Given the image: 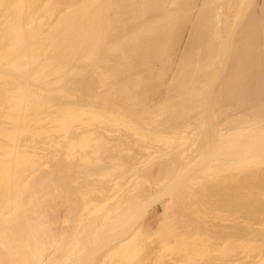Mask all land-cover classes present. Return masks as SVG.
Instances as JSON below:
<instances>
[{
  "label": "rangeland",
  "instance_id": "1",
  "mask_svg": "<svg viewBox=\"0 0 264 264\" xmlns=\"http://www.w3.org/2000/svg\"><path fill=\"white\" fill-rule=\"evenodd\" d=\"M114 1H113V3H114ZM143 1H144V3H143ZM176 1H177L176 3H169V4L166 3V5L168 7L167 6H165L166 8L164 7L165 12L169 8L172 11L168 10L167 13L171 14L172 12H174L173 14L175 15V13H176L177 17L175 16L176 21H174V22L171 21V23L173 22L171 27L169 24L170 22H168V25L165 27V31L167 32V34L171 33V35H167V40H166V41H168V42L170 41V42L169 43L167 42L169 45L168 44L163 45L166 47L161 48V49L165 48L166 50L165 49L163 51L161 50V54L164 53L165 55L163 54L164 56L161 57V59L159 58L160 61L158 59H156V60L154 59L155 61L151 59L150 60L151 62L149 61L150 65L148 64V66L147 65L145 66L143 64V66H140V64L142 65L141 61L140 60L139 61L134 60L136 58L139 59V55L141 52L144 51V47L146 49L148 46L150 47V45H151V44H149L150 41L148 42L149 45L147 47L145 45H144V47H142L141 46L142 44L139 45L141 42H139V44H137V45H136V43H133L131 45L132 48L134 46L135 47L137 46L136 48L135 47L133 48V52H131L132 50H129V49H131V47L127 48L125 46L126 45L125 43L122 42L125 47H123L122 43L119 44V48L121 50V53H123V51H125L126 49L130 53H133V55L131 57V54L129 52H127V51L124 52L126 54L127 53L130 54V56L128 54L127 55L130 57L129 60H133V61H131V63L133 62V67L136 66L135 69H132V64L129 62V60L125 61L122 64L123 60H126V59L124 58L122 60L123 56H119L122 54L119 52L120 50H118L119 48L116 45H114V46L112 45V47L115 48V46H116L118 48L117 51H116V49H113L114 51H111V52H108V47L106 45H103L104 46V47L102 46L103 48L100 45V47L97 50L101 55H103V57H104V54H107V52H108V54H110L109 56H108V54L105 55V57L107 58V60H106L107 62H105V60H104L105 57H104V59H102L103 57L101 58L102 59L101 63L105 62V63H103L104 67L100 64L103 68L99 71L95 69L96 66H94L95 68L93 67L94 69L92 68V66L95 64H97L99 66V62H100L99 59L101 56L99 53H97V57H96L97 59L99 58L98 59L99 62H98V60L94 59V61L96 60L97 63L93 61L94 64H92V66H91V64L90 65L88 64L89 59H88V61L84 59L85 62L87 61V64L83 62L82 64L80 63L81 65L78 62L79 60L78 61L76 60V62L74 61L77 68H80V69L75 68V69H77V71L75 70V73H79V74L76 75L74 73V69H73L74 74L70 73L69 75H66L65 78L60 83V87L62 88V90L65 93H68V95H69V92H70V94H72V96L70 95L66 99H70L71 101H75V102H78V101L81 102L82 101V103L84 102V104H89V101H88L90 99L89 96H91L90 94L94 93V92H91V89H93L94 91L96 90L95 93L98 92V93H96L95 96H94V94L92 95L94 97L97 96L98 97L97 99H100V97H102L103 94H104L103 100L105 99L104 100L105 102L107 99H109V100L113 99V102H111V100H110V102L113 106L112 107L111 105H109V106H111V108H114V105H113L114 101H115V104L118 101L119 104L117 103V105H119V106L122 105L121 107H123L125 105L127 106V104H126L127 100H128L127 103L130 100H132V102L136 100V103L132 104L134 106L136 104L137 105L138 104L144 105V102H147V100L143 101L142 98L145 97L146 99H148L147 103L151 104L153 102V105L155 104L154 108L157 109L158 106H156L157 105L156 103H158V101L160 99L162 101L163 98H165V96L169 97V93H167L168 88L171 86L173 87V85H174V88L176 87L175 83H176L177 79H174V78H175V76H177V73L179 72V70L182 69L183 65H186V64H181V63L185 62V59H184L185 54L187 52H190V51H188V49L190 50L192 48V46H194L195 43L197 41L199 42V40H200V39H198L200 33H198L197 29L194 28V26H193L196 23V22L194 23V20L197 21L199 19V17L202 15V11L204 12L206 9L210 10V7H209L210 5L205 4V1H210V0H176ZM247 1L250 2V3H248V5L250 4V6L247 5ZM132 2H133L132 6L135 5L136 2L139 5H140V2H142L141 5L147 4L146 5L147 7H145V5H144L145 10H146L145 12L147 14L145 12H143L144 13L143 17L145 16L144 18L142 17L143 19H145V20H143V22L146 20H151L154 17L156 18L157 14L160 13L159 12L160 10L159 11L157 10L156 4H155L156 2H154V0L153 1L149 0V2H148V0H132ZM188 2L190 4H188ZM220 2H222V4H220ZM220 2L219 3L214 2V4L211 5L212 6L211 10H213V12H216L217 14L220 12L223 15V16L219 15L220 13L217 15V17L218 16L221 17V18L218 17V19L221 20V21L219 20L221 23H220V25L218 24L219 25L218 27H220V28L224 27V28H222V30H224V29L227 30L229 28L227 25L231 26L229 23H231V24L234 23V22H229V21H232L234 19V17H232L233 13L235 14L234 8L236 7L235 5L239 4V0H223ZM224 2H225V4L227 3V7H229V8L226 7ZM252 2H253V4H252ZM119 3L124 4V2L116 0V4H114V6H116L117 4H118V6H120ZM125 3L131 5L130 4L131 0H127V2H125ZM126 4L124 5L125 8H126V6H128ZM202 4L203 5L205 4V5L203 6ZM207 4H208V2H207ZM223 4L225 6H223ZM228 4H229V6H228ZM61 5H64V4L61 3ZM149 5L153 9L152 8L149 9ZM185 5H187V8H188V6L190 8H191V6L193 7L191 12L189 13L191 16L188 14V11L187 12L185 11L186 10ZM217 5H218V7H217ZM221 5H222V8H221ZM124 6L123 5L120 6L121 8L116 6L115 8L112 9V13H113V15H116V16H117V14L120 15L117 17L115 16L114 18L117 21L120 20L121 23L123 20V23H122L123 26L121 25L120 28L123 27L124 29L122 28L123 30L121 31V29L119 27H117V26L116 27L120 29L121 34L123 32H125L123 34L127 35L129 33V31L136 28V26H137L136 24L139 23L138 25L141 26V24H140L141 21H138L135 19L136 21H138L136 23V21H133L134 19L133 20L130 19L131 18L130 13L132 12V10L135 11L134 10L135 6H133L134 8L131 6L133 8V9L130 8L131 10L130 9L127 10V8H126V10L123 11L125 9ZM207 6L209 8H206ZM128 7H130V6H128ZM183 7H185V8H183ZM116 8H118V9H116ZM190 8H188V9L190 10ZM194 8H195V10L193 11ZM120 9H122V11H120L121 13H119ZM243 9H244L245 13L257 14L256 16H258V14H259V16H262V14H264V0H251V1L250 0H244ZM246 9H247V11H246ZM252 9L254 10L253 12L251 11ZM129 10H130V12L128 13L127 11H129ZM153 10H154V12H153ZM215 10H217L218 12ZM230 10H232V11H230ZM116 11L118 12L117 14H116ZM181 11H182V13L186 12L187 15H184V13L182 14ZM228 11H230V12L228 13ZM125 12H127V13H125ZM149 12L151 13L152 16L150 15ZM161 13H163V11H161ZM180 14H182V15L180 16ZM124 15H126V17ZM129 15H130V17H129ZM148 15H149V17H147ZM174 15H173V18H174ZM178 16H179V19H182V20H179ZM118 17H121V18L119 19ZM124 17H125V19L127 17L129 19L127 18L125 20V19H123ZM151 17H153V18H151ZM215 17H216V15H215ZM183 18H185V20H183ZM186 18H187V20H186ZM224 18H225V20H224ZM213 19H214L215 23H216V21L218 22V20L216 18H213ZM169 21H170V19H169ZM225 21H227V22L225 23ZM221 24H223V25H221ZM168 26L170 27V29ZM237 26L239 27V26H241V24L236 25L235 27H237ZM116 27L114 30H116ZM119 29H117L118 30L117 32L114 30H111L112 32L109 31L111 33V34H109V37L111 38V36H112L114 38V36H115L114 39L115 40L118 39V37H120V36H118ZM128 29H129V31H128ZM194 29L196 31H194ZM126 32H127V34H126ZM223 32H225V30ZM236 32H238V31H236ZM194 33H196V34L194 35ZM202 33L200 35H202ZM121 34H119V35H121ZM174 34L177 36V38ZM196 35L198 37H195ZM172 37H174V38L172 39ZM113 38H111V39H113ZM195 39L196 40L198 39V40L195 41ZM173 40L175 41L174 43H173ZM145 43L147 45V41ZM171 46H173V47H171ZM122 47L125 50L121 49ZM141 47H142L143 51L141 49V52H138L137 50L140 51ZM69 48H68V50H69ZM99 49L100 50L103 49V50L100 51ZM151 49H152V47H151ZM111 50H112V48H111ZM148 50H150V48H148ZM3 51L4 50L1 51V53H0L1 55H2ZM71 51H73V50L71 49ZM104 51H105V53H104ZM135 51L138 52L139 55L137 54V56H135L134 55L136 53ZM152 51L153 50H151L150 53H152ZM167 51H168V53H166ZM98 54H99V57H98ZM114 54H116V55H114ZM161 54H160V56H162ZM116 56L119 60L116 59ZM151 56L152 55H150L149 57L152 58ZM4 57H5V55H2L0 59L8 60ZM164 57H166V58H164ZM109 58H110V60H109ZM115 59L117 60V62L120 61L119 64L115 61ZM81 61H83V60H81ZM90 61L92 63V60H90ZM113 61L116 62L115 64H117V65H115L113 63ZM127 62H129V64H131V65H128ZM152 62L154 65L151 64ZM165 62H167V63H165ZM73 63L72 64L70 63V65H72V66H69V68H72L73 66L75 67V65H73ZM3 64H2V66H0L1 68H3V66H4ZM113 64L115 66H118L117 70ZM120 64L126 66L127 68L129 66V68H128L129 74L126 71H125L126 72L125 74H123V72H121L122 74L120 73L121 69L122 70L124 68L126 69V67H123ZM105 65L106 66L109 65L108 68ZM110 65H112V67ZM166 65H169L168 66L169 68ZM101 66L98 68H101ZM154 66H156L158 69H156V68L154 69L153 68ZM161 66H163V67H161ZM119 67H120L119 72L116 73L118 71ZM143 67L144 68L146 67V68L144 69ZM164 67L165 68L167 67L166 68L167 70L164 69ZM109 68H111L113 71L111 72V69H109ZM113 68H115V69H113ZM82 69H83V71L85 70L83 72V74H81ZM104 69H105V71L108 69V71H106L108 75H106V76L110 77L109 78L110 81H111V77H112V80L114 83L118 82V84H119V83L123 82V83L119 84L121 86H118V89H119L118 90L117 86L115 85L116 83L111 84V82L108 81L109 79H107L104 76L105 75V73H104L103 76L110 83L109 85L112 88H114V85L116 86L115 87L117 89L116 93H115V91L113 92V90H116V89L112 90V93L113 94L115 93L114 95L111 92L109 93L110 95H107L108 93L105 92L108 89H110V90L112 89L110 86L107 85L108 82H106L105 79H104L105 80L104 83H106V84L103 83V85H102V81H101V83H99V81H100L99 77H98V79H96V77H95L98 72L99 73H101V71L105 72V71H103ZM128 69H126V70H128ZM168 69H169V72H168ZM30 70L31 69H29L27 71L30 72ZM115 70H116V72H114ZM156 70H158V71H156ZM161 70L162 71L165 70L163 72V74H162ZM86 71L88 73V76H87ZM138 71H139V74H138ZM143 71H144V73H146L145 75L147 77L145 80V77L143 76V78H144L143 80L146 81V83H145L146 86L143 84L145 81L143 83H141L142 81H139L140 79L136 78L137 76L139 78H141L142 77L141 75H143V73H142ZM166 71H167V73H165ZM94 72L95 73L97 72V73L95 74ZM140 72H141V74H140ZM148 72H149V74H148ZM153 72L155 74L157 73L156 74L158 77L157 80L159 82L156 80L157 77L155 76V74H152ZM109 73H111V74L109 75ZM130 73H133V74L130 75ZM93 74H94V77H93ZM127 74L129 75V77H131V79L135 77L138 81L136 79H133V80L129 81V83H127L128 82V81L126 82V80L128 78ZM125 75H127V76H125ZM98 76H99V74H98ZM103 76H102V78H104ZM114 77H115V79H114ZM159 77H160V79L163 78V80L160 81ZM117 78H118V81H116ZM91 79L98 80L97 82L94 80L95 81L94 83H96V84L95 85L93 84V86H95V87H93V86L89 87L90 85H92V84L88 83V81L90 82ZM100 79H101V77H100ZM148 79H149V81H148ZM74 80L75 81L77 80L76 81L77 84L75 83ZM80 80L82 81L81 83H79ZM93 80L90 83H92ZM84 81L85 82L87 81L86 84ZM134 81H137V82H134ZM162 81H163V83H162ZM174 81H175V83H174ZM124 82L127 85L129 84V86L131 85V82H132V85H133V83H136V85H133V86L131 85V88H129V89H133V90H130L128 92L127 91L128 87H125L126 85H124ZM149 82H150V85H149ZM160 82L162 84L165 83L166 86H165V84L164 85L157 84ZM97 83H99V84H97ZM137 83L139 84L138 86H137ZM88 84H89V86H88L89 90L86 87ZM100 84L102 86H100ZM140 84L141 85L143 84V85L141 86ZM40 85H37L34 83V88L38 87L37 89H39V87H41ZM45 85H46V88L50 87V86L47 87L48 86L47 84H45ZM55 85H57V84H55ZM75 85H76V87H75ZM152 85L153 86L155 85V87L153 88ZM134 86H136V87H134ZM150 86H151V88H150ZM42 87H44V86H42ZM58 87H55V86L53 87V84H52V87H50L51 90L48 89L46 95H49L48 92L52 91L53 89L55 90V88H57V90H58ZM82 87L86 91L83 90ZM157 87L158 88L160 87V88L158 89ZM46 88H43V90H45ZM61 88H60V90H61ZM77 88H78V90H77ZM94 88H96V89H94ZM97 88H99V89H97ZM120 88L124 89V93L125 92H128V93L131 92V94L133 95L132 99L130 98L131 94H128L130 96H126V94L119 92L121 90ZM125 88H126V91H125ZM135 88H137V89H135ZM155 89H157L159 92L157 90L155 91ZM43 90L40 89L41 92ZM110 90H108V91H110ZM149 90L151 92H149ZM164 90H165V92H164ZM172 90H174V89H172ZM73 91H75L74 94L76 93L78 97L76 95L74 96ZM80 91H83V92H80ZM154 91L156 94L154 93ZM58 92H59V90L56 92L58 94V95L56 94L57 96L53 95V97H51L52 95L51 96L49 95L51 97V99H53L55 96L58 97L61 91L59 93ZM64 92H61V95ZM77 92L78 93L80 92V93L78 94ZM85 92H87V93H85ZM100 92H102V94ZM139 92H142V93H139ZM81 93H84V94H82L83 97H81V95H80ZM99 93L101 94V96ZM121 93H122V95H121ZM137 93H138L139 97L137 96ZM145 93L148 95H146ZM173 93H176V92H173ZM87 94L89 95L88 99H87L88 102L85 101L87 98ZM111 94L114 97L113 96L111 97ZM117 94H119L120 96L118 95V97L115 98L117 96ZM161 94H162V97H161ZM61 95L59 96L60 98L64 97L63 95L61 97ZM84 95H85V98H84ZM105 95H107L108 97L105 98ZM124 95L128 98L124 97ZM134 95H136V96H134ZM79 96H80V98H79ZM176 96H177V93H176ZM122 97H123L124 101L126 99L125 102L121 99ZM133 97H135L136 99ZM140 97L142 100L140 99ZM77 98H79V100ZM57 99H55V101ZM59 99L57 101H59ZM93 99L97 100L95 98H93ZM118 99L119 100L121 99L122 101L120 102ZM137 99L140 100L141 102H138ZM149 99H151V100H149ZM100 100H102V98ZM100 100H98V102ZM103 100H102V102H103ZM166 100H168V98ZM55 101L53 103L57 102V101L56 102ZM161 101H160V105L159 104L158 105L159 106L162 105L161 107H163V101H162V104H161ZM105 102L101 103V101H100L97 104L102 105ZM110 102L108 101L106 103H110ZM122 102H124L125 104L123 105ZM215 102H216V100H215ZM219 102H222V101L219 100ZM219 102H218L217 106L220 104ZM223 102H225V101H223ZM94 103H96V101ZM94 103L92 104L90 102V104H92V105H94ZM120 103H122V104H120ZM130 103L131 102H129V104ZM129 104L127 106L128 108L127 107L119 108V106L116 105L115 109H119V110L121 109L122 111L123 110L125 111L124 108H127L128 112L133 111L134 113L137 114L139 112V108L141 106L139 105L136 108L133 106L132 107L133 109H131L130 107L132 105L130 104L131 106H129ZM146 105H148V104L145 103V107H146ZM153 105H152V108H150L151 105H148L146 107L148 109L150 108L149 111L152 109L150 111L152 113H150V114H153L154 115L153 117H156L155 116L156 114L158 117H159V115H163V116L167 115V117H168L169 114L172 113V111H171L172 107H170V106H169V108L164 106L163 109H161V107H159L160 112L156 113L157 111H156V109L154 110ZM170 105H172V104H170ZM221 105L224 106L223 104H221ZM221 105H219V106H221ZM51 106L54 107V105H51ZM206 106H203V107H206ZM145 107H143V109H146ZM208 107L210 108V106H208ZM148 109H147L146 113H149ZM168 109H170V111ZM185 109H184L185 112L188 111L187 114L185 115V117L186 116L189 117V114H190L189 110H191V107L189 109H188V107H186ZM201 109L203 110V108H200L198 110V112H197V110L193 111L191 113L192 116L190 114L191 119L195 118V116L197 117L196 114H198L199 112H201L200 114H202ZM205 109L207 110V107ZM205 109H204V112H206ZM214 109L213 110L211 109V113H213ZM134 110L137 112H135ZM232 110H233L232 112L236 115L235 117H237V118L245 115V114H243L244 110L242 109V107H240V108L237 107V110L235 107V110L234 109H232ZM52 111L55 112L56 108L52 109ZM124 111L122 112L123 114H124ZM127 111H125V114L127 113ZM154 111H156V112H154ZM165 111H167V112H165ZM168 111H169V113H168ZM209 111H210V109L207 110V112L210 115ZM153 112L156 114H154ZM194 112H196V114ZM134 113H131L130 115L133 116L132 114H134ZM143 113H145V111ZM206 113L202 114V116L206 115V116H204V118L209 116L208 113L207 114ZM217 113H219V115L221 114L220 119H219L220 120L219 124L223 123V125H220L222 127L218 126L217 128L222 129V130H227V128H229L230 126H229V124H228V126H227V124L226 125L224 124V122L226 120V119H224V116L226 118V112H219L218 111ZM150 114L148 116H146L147 114H145L147 119L150 116L152 117V115H150ZM239 114H241V115L239 116ZM130 115L128 114L127 116H129L131 118ZM138 115L140 116V118H142L144 116V114H142L143 115L142 116L140 113H138L137 115L133 116L132 119H135L137 121V124L139 121H140L139 123L143 124L144 122L147 123V121L150 120V118H149L147 121L145 120L144 122L143 121L141 122V119L139 118ZM171 115L172 114H170V116ZM193 115H194V117H193ZM145 116H144V119H146ZM163 116H162V119L158 120V122L155 120L156 118H154V123H152V124L153 125L156 124L155 127L159 125L157 128H154L153 126H151V123L148 121L147 126H149V123H150L151 129L152 130L155 129L156 131L152 132V130H151V132H152L151 133V132H149L150 131V129H149V131L147 132V130L149 128L148 127L145 131L147 133H150L149 137H147V138L145 135L139 136L138 135L139 133L137 134L138 129H141L143 126H146V124L142 125V127H138L140 124L138 126L136 124L138 129L135 128L134 130L137 129L136 130L137 132L130 130L129 127H127L128 129H126L123 126L124 127L123 128V127L119 126V124H118V126H116L115 124H114L115 126H112L113 124L112 125L109 124V126H105V125L100 126L97 123L95 124L96 126L95 125L77 124L75 127H73L69 131L70 132V134H69L70 138L68 136V139H73V140L80 141V142H82V141L85 142V141L91 140L92 144L87 149L86 148L85 149L77 148L76 149L77 151L73 152V154L80 152V154H77V158L74 157V155L71 152L70 153L73 156H69L70 153L68 154V151H67V158H68V156L72 157V158L74 157L71 162L69 161L70 163L73 162V164H76V165L72 164L73 167L70 164H68V161H67V160H70L71 158L67 159V158H65L66 157L65 156L64 157L65 160L67 159L66 160L67 162H66L64 160V158L62 157L64 155H66L64 147H68L69 142H68V139H66L67 137L63 138V139L61 138L62 141L65 139L67 141L66 140L63 141L62 142L63 144L60 145L61 143H59V142L61 140L59 139L58 135H62V134H59L58 131H57L58 135H57V133L52 132V131H55L57 129H55V130L51 129L50 130L51 132H49V133L47 132L48 128L51 126L50 125L51 121L47 120V123L45 122V125L43 123L44 126H46V124H47L46 127H44L42 125L44 127V128L42 127L43 128V130H42L43 135L46 132L48 133V134L46 133L47 136L49 135L47 137V139L45 136L46 134L44 136L42 135L43 138L40 137L41 139H44L43 141H41L40 138H38V139L35 138L36 140L40 141V143L38 142L39 145L36 143L37 141L35 139L30 138L29 135L23 136V137H25L24 138L25 140H28V139H26V136L28 138H30L29 139L30 141L28 140L29 142H31L32 140L35 141V145L36 144L37 145L35 146L34 141H33V145H34L33 146V145H30L28 143V141H27L28 144L26 143V141L24 143V141H23L24 139L22 138L24 146L30 145L29 148H31V146H32V149H34V151H36V150L38 151V152L36 151L38 156H41L42 155L41 153L45 150V149H42L44 147L43 144H48V146L45 145V148L47 149L48 147H50L51 145L54 144L52 142L53 144L50 143L51 145H49L48 142L55 141L56 142V144H54V147H55L57 145V142L60 140L58 142V144H59L58 145V152H60V155L58 154V156H56V157L54 156V155H56L54 152L58 153L57 150L54 151V149H56L57 146L55 148L53 147L51 149L52 152L54 151L51 154V156H50V153H51L50 150L49 149H48L49 151L46 150L45 151V153L47 154L46 157L49 155L50 156L49 159H52V155H53L55 157V159L53 157L54 160L52 159L51 161L50 160L47 161L48 158L44 159L45 157L43 155L45 153H43V155L41 156V157H43V159H42L43 162L41 161V163L39 165V167L44 166V167L40 168L43 170L35 171L36 173L38 172V174H36L38 177H39V175L41 176L43 174H47V175H43V176L47 177V178L45 177V179H47V180H41L40 181L38 178V182L39 183L41 182L42 184L44 183L43 186H45V187H43V186L39 187L38 186L39 184H38L36 186L37 188H33L34 191H35V189H38L37 190L38 194H42V193L45 194L44 192L47 191L49 195L52 194V195H50V197L47 194H45V195L42 194V196H44L45 198L42 197L41 195H40V197L44 198L46 201L48 198L49 199L51 198L50 200H52V201L50 202V200L48 199V202L43 201V203H45V204H43L42 202L37 203L38 202L37 200L40 198L39 195H37L38 196L37 198L35 196V197H33L34 200L32 199V201H30V202H33V201L35 202L34 206H37V207H35L36 209L33 207V204L30 203L29 201L28 202L32 205V208L27 207L28 205L26 206L27 208H29V211H30V212L27 211L28 212L27 215L25 214L27 217L29 216V214H31V216H33L34 215L33 212H35L36 215L39 216V214L41 212H43L42 210L45 211V213H41V214L45 215V216L43 215L44 218L41 216L39 218L38 222H36L37 221L36 219H38V217L34 216V217H36V219H34L33 221H35L36 224L38 223V225L40 224L39 226H42L44 223V226H42V228H44L46 230H44V229H43L44 231L40 230L41 227L38 228L39 226L38 225L36 226L35 222H34V224L32 223L33 225L30 224L31 226H29V228L26 230L25 224H22L24 222H23V220H20V218H18L19 220H17V221L15 219L14 220L15 222L11 223V225H10V222L7 223L8 222L7 221L0 228L5 229L6 226L8 227V224H9L10 226H12L13 229H15V232H16V230L18 231V229H22V232H23L22 234L23 235L26 234L24 236H27V234H29L30 236H27V237L31 238L32 241H30V242L35 243V241L37 242V240H38V242L44 241L45 245H46V241H49L50 245H48V244H47V246L44 245L46 248L43 247L44 249H40V252H41V250H43L41 252V257L36 258V257L32 256L31 253L28 252L31 250L30 247H32L31 252L33 253V250L35 248V247L33 248V246H35V244H31L29 241H28L29 243L28 242L25 243L26 237L24 239V236L22 235L23 237L21 236L22 237L21 239H24V241L21 240L20 237L16 236L17 234L14 233V230H13L14 235H12L11 232L10 233L8 232L9 236H10V237H8L7 233H5V232L8 230V228L10 227L9 226L8 228H6L7 230L6 229L4 230L3 236H4V234H6L7 238H9V240L11 238V243H9L10 241L9 242L6 241V240H8L5 238L6 236L4 237V239L3 238L0 239V264H12L11 263L12 261H14L15 264H24L25 261L22 258L23 257L27 258L28 257L27 254L28 255L30 254L29 255L30 259H28L29 261L26 262V264H40V263H42V264H102V262H104L103 261L104 258L107 260L108 254L112 253L115 250V245L118 244V242L121 241L122 239H124L125 237L132 236L135 233V230L136 231L140 230L139 232L142 235L139 238L140 240L138 241L137 247L142 246V245H144L145 247L143 246L144 252L139 254V258H136L130 264H139V262H140V264H190V261L188 260V258H189L188 256L190 255L189 251L190 250L191 251H197V249H206L207 250L206 247H209V246H206V244L209 245V240L207 241L206 238L211 240L210 241L211 248L209 247L210 249L208 248L209 249L208 251L211 252L212 247L214 249V253L212 252V260L214 261V264H264V166H262V168H259V169L256 167L252 168V169L248 170L247 172H241L237 169L232 170V171H227L224 169L223 172H222V170H219L218 172H215L212 170L218 166H220V167L223 166L224 164H222V163H225V161L227 163V158L220 155V152L222 151V150L221 151L219 150L220 148H222L224 150L227 148L228 149H234L236 147H239V145L242 143L243 140H250L252 138L237 139L236 137L234 138V134H231L232 136L230 135V138L227 142L221 143L220 141L216 140L215 137L212 138L214 136L213 133L215 132V131L213 132V130H214V128H216L215 123L211 124V123H208L209 121L207 122L209 124V128H210L209 131H208V129H204V126H205V128H207V126H208L207 124H205V125L203 124L202 130H201V127L196 126L197 128L195 130V128H194L195 124L192 123L193 128H191L192 125L188 127L190 130L188 128H186V130H188V131L185 130L186 134H188L189 132L191 133V130L194 129L196 131L195 132L193 130L195 132L194 133L195 135L197 134V132H199L198 134L201 135V133L204 130V132H203L204 134H202V135H204V136L209 135V136L205 137V138H204V136H201L200 138L202 139V137H203L204 141L199 140L200 138L198 137V140L200 142H198V140H197V143H196L197 138L195 137V135H193L191 133V136H190V138L192 139V140L190 139L191 141L189 140L186 143H183L180 145H175L173 147V149H172V147L171 148L168 147V149H166V150H171V153L169 151L168 152L166 151L167 153H164L165 150L163 152V150L160 149L162 144H163L162 141L161 140H159V141L155 140L156 138L153 139V137L158 136V135L160 136L161 134H164V136L173 137L175 135L174 132H176V131H173L174 130V128H173L174 124L172 126L170 124L171 119L169 120V118H168V120H169L168 121L166 119L167 118L166 116H165L166 118L164 117V119L167 120L169 123L166 122L165 125L163 124V123H165V120H163ZM136 117L139 118V120H137ZM153 117L151 118L152 120H153ZM185 117H184V120H185ZM187 119L189 121L191 120L190 118L186 117V120ZM195 120H193V121H195ZM217 120H218V118H217ZM217 120H216V122H217ZM0 121H1V119H0ZM160 121L161 122L164 121V122L161 123ZM0 123H2V121ZM188 123H190V122H188ZM160 124L164 125V126H161L164 129H162L160 127ZM169 124L172 127H168ZM212 125H213V127H210ZM5 126L10 127V125H8V124H5ZM165 126H166V129H165ZM55 127H56V125H55ZM146 127H144V128H146ZM52 128H53V124H52ZM158 128L162 129L163 131L159 130ZM198 128H200V129H198ZM131 129H133V128H131ZM144 130H142V134H143ZM200 130H201V133H200ZM160 131H161V134H160ZM205 131H206V133H205ZM139 132H141V130H139ZM155 132H157V135ZM246 132L251 134L252 131L249 128L248 131H246ZM172 134H174V135H172ZM226 135H228V137H229V133ZM147 136H148V134H147ZM60 137H62V136H60ZM206 138H208V139H206ZM45 140H47V142ZM193 140H195V141H193ZM44 141H45V143L42 144L41 142H44ZM201 141L204 143L205 146H203V143H201ZM255 141H257L258 143L261 142L260 139H257ZM65 142H68V143H65ZM190 142H191V144H190ZM160 143H162V144L160 145ZM198 143H200V144H198ZM64 144H66V145L64 146ZM197 144L200 145L201 149L199 148V146ZM40 145L42 146V148ZM164 145L162 146V148L163 149H164V147L167 148L166 144H164ZM38 146H40V148L42 149L41 152H39ZM59 146H61L60 151H59ZM213 146L214 147L216 146L217 150L216 149L214 150ZM36 147L38 149H36ZM62 147L64 149H62ZM179 147H181L182 149ZM26 148L27 147H25V149ZM158 148L163 152V154H166V156L163 155L162 152H160V151L158 152V150H159ZM26 150L29 151L30 149L27 148ZM198 150H200V151H198ZM30 151H32V150H30ZM181 152H183V153H181ZM213 152H215V153H213ZM39 153H40V155H39ZM98 154L100 155V157ZM168 155H169V157H168ZM177 155L179 156L180 159H178ZM97 157L99 158L98 160H97ZM101 157L103 160L100 159ZM177 159L179 161L180 160L181 161L179 162ZM223 159H224V161H222ZM55 160L57 162L62 161V162H60V164L58 163L59 166L62 165V167H60V169L59 168L55 169L54 165H56V167H59L57 164H55V163H57ZM63 160L66 163L65 165L63 163ZM95 160H97V161H95ZM100 160H102V161H100ZM175 160H177L178 162ZM44 163L46 166L44 165ZM41 164H43V165H41ZM51 164H53V169L55 170V172L57 170V172L59 174H60V170L62 171V169L65 170L64 171L65 173H66V171H68L66 174H64V172L62 171L63 174H60V175L59 174L57 175V172H56L57 176L60 177L61 175H63L64 178L66 177L67 180L63 179V177H60V180L55 179L56 175H55V177H53V174H55V172L53 169H51L52 168ZM49 165L51 166V168H49ZM66 165L69 166L68 168L70 170L66 167ZM77 166H78V168H77ZM79 166H81V167L79 168ZM206 166L209 167V170H208L207 174H204V173H202V171H203V168ZM39 167L36 170H39ZM82 167L85 169H86V167H89V168L93 167L94 170L92 171V173L86 175L83 171L85 169L82 170ZM258 167H260V166H258ZM66 168L68 170H66ZM79 169L82 171L80 172ZM31 172H34V171L31 170ZM52 172H54V173L51 174ZM49 174L52 176H50ZM28 175L29 176H31V175L35 176V173L34 174L32 173L31 175L28 174ZM66 175L67 176L69 175V176L67 177ZM37 176H35V177H37ZM43 176H41V177H43ZM48 177H50V180ZM59 177H56V178H59ZM28 178L26 179V181H28V183H31V184H33L31 180L36 179L34 177L33 178L30 177L31 180H28ZM53 178H54V180L52 182L51 180ZM61 179H63V180L61 181ZM48 180L50 183L47 182ZM36 181H37V179L35 180V182ZM60 181L62 183H60ZM224 181L228 182V184H230V185H226L227 186L226 190L222 191L220 188L214 187L215 183H222ZM45 183H47L48 185L50 184V187L48 188V185ZM54 183L55 184L57 183V184L55 185ZM42 187H43V189L44 188L45 189L43 190ZM54 187H56V190L52 191V189ZM39 188H40V192H41V190H43V192L39 193ZM46 188L47 189L51 188L50 189L51 192H50V190L48 191ZM29 194H30V192H29ZM35 195H36V193H35ZM54 195L56 196L55 202H54L55 198L51 197ZM27 196H28V194H27ZM57 197L58 198L60 197V198L57 199ZM35 199H37V200H35ZM27 200H29L28 197H27ZM39 201H42V200H39ZM47 203L48 204L51 203V204L48 205ZM30 204H29V206H30ZM40 204L42 205V207H44V206L45 207L42 209L40 207L41 206ZM184 205L187 207L183 208ZM96 206H99L98 207L99 209L102 207H104V208H102V210L100 211L99 209H97ZM38 207H39V212L41 211L40 213H37L35 211V210H38ZM48 207H50L51 209L50 208L48 209ZM52 207H54L53 210H52ZM45 208H47V210H45ZM55 208H57V209H55ZM186 208H188V209H186ZM30 209H33V210L35 209V210L31 213ZM48 211H50V212H48ZM46 212L49 213L50 215H48ZM40 219L43 221V223H42V221H40ZM34 226H36V227L34 228ZM12 228L9 229V231H11ZM37 228L39 229V231L34 232V229H37ZM246 229H247V231H246ZM46 231L47 232L49 231L50 234H48L49 232L47 233ZM43 232H45V234ZM141 232L142 233L144 232V233L142 234ZM259 233H260V236H258ZM10 234L12 235V237ZM19 234H18V236H19ZM52 237L55 238L57 240V242H56V240L53 241L54 239H52ZM30 238H27V240L28 239L30 240ZM33 238H35V239H33ZM164 239L166 241L170 242L171 244L176 245V247L182 249V251L170 250V252L168 251L167 253H164L166 251L161 249V247H164L163 246ZM33 240H35V241H33ZM185 240L187 243L186 242L184 243ZM50 241L52 243L56 242V245L58 243L59 244H58V246L51 245L52 243H50ZM22 242H24V243L22 244ZM44 242H42V246H43ZM139 242H141V245H139ZM27 243L30 245V247L28 246ZM24 244H27V247H25ZM37 246L38 245H36V247ZM49 246H51V247L49 248ZM81 247L83 250L80 249ZM25 248H26V250H25ZM161 251L163 252L164 256L160 254ZM21 252L23 253V255ZM161 258H163V260H161ZM196 259H197L196 264H205L206 263L205 258L202 257L201 255L197 256ZM26 261H27V259H26ZM107 261L109 262V264H111V263L119 264L120 257H116L115 259H112L110 261L107 260Z\"/></svg>",
  "mask_w": 264,
  "mask_h": 264
},
{
  "label": "bare ground",
  "instance_id": "2",
  "mask_svg": "<svg viewBox=\"0 0 264 264\" xmlns=\"http://www.w3.org/2000/svg\"><path fill=\"white\" fill-rule=\"evenodd\" d=\"M113 1L112 0H0V53L2 50H4L2 55H5L4 58L8 59V60L0 59V66H2V64L4 63L3 68L0 67V119L2 121V123H0V227L3 226L7 221H8L7 223L10 222V225H11V223L15 222L14 221L15 219H16V221L19 220L18 218H20V220H23L24 223H22V224H25L26 230L29 228V226H31L30 224H32V223L34 224L35 221H33V220L36 219V217H34V216H37V215L33 211L36 209L35 207H37V206H34V204H35L34 201H33L34 203L30 202V201H32L33 197H35V196L37 198L38 197L37 195H39V197H40V195L42 196L43 193L38 194L37 193L38 189H35V191H34L33 188H37L36 186L38 184H39L38 185L39 187L43 186L44 183L42 184L40 182L41 183L40 184L38 182V178L40 181L41 180H47V179H45L46 176H43V175H47V174L41 175L43 177H41L40 175L38 177L36 175V174H38V172L37 173L35 172V171L43 170L40 168H42L44 166L39 167V165L43 159V157H41V156L43 155V153H45L46 150L47 151L50 150V152H51V153L49 152L50 156L55 150H57V152H58V145H59L58 142L61 140V138L63 139V138L67 137L66 139H68V136L70 138V135H69L70 132L69 131L73 127H75L77 124L95 125L97 123L100 126L101 125L109 126V124H111V125L113 124L112 126H115V125L118 126V124H119V126H121V127L124 126L126 129H128L127 127H129V129L132 131H136L138 129L137 126L139 124L140 125L138 127H142V125H144V124H146V126H147L148 121L151 123V126H153L154 128H157L159 126L158 125L155 127L156 124L153 125L152 123H154V118H156L155 120L157 122L159 119H162L163 115H159V117H158L156 114V113L160 112L159 107L162 106V105L159 106L161 99L158 101V103H156L157 104L156 106H158V108H157L159 110L158 111L156 108H154L155 104L153 105V102L151 104L147 103L148 99H146L145 97L142 98L143 101L147 100V102H144V105H140V104L137 105L136 104L135 106L132 104H135L136 100L133 101L134 103L132 102V100L129 101V102H131L130 103L132 105L131 106L129 104V102L127 103L128 100L126 101V99L124 98L127 106L129 104V106H131L130 107L131 109H133L132 108L133 106L136 108L137 106L140 105L141 107L140 108L138 107L139 108L138 113H140L141 115L144 114V116H145V114H147L146 116H148L150 113H152V112H150L152 109L149 111V109L152 108V105H153L154 110L156 109L157 112L156 111H154L156 113L153 112L154 114H156L155 115L156 117H153L154 115L150 114V115H152L153 120L151 119L152 118L151 116L148 117V119L150 118V120H148L146 118V116H145L146 119H144L143 115H142L143 116L142 118H140V116L138 115L139 118L141 119V122L142 121L144 122L145 120L146 121L148 120V121H147V123L144 122L143 124L139 123L140 122L139 121L137 124V121L135 119H132V118L134 115H137L138 113L136 114L133 111L128 112L127 111L128 107L125 105V106H123V107H127V108H124L125 111H127V113L129 115L131 113H134V114H132L133 116L130 115L131 118L129 116H127L128 115L127 113H126L127 115L125 114L124 110H123L124 111V114H123L122 113L123 111L121 109L120 110L115 109L118 101L116 104L114 101V104H113L114 108H111V106H112L111 102H113V99H110L111 102L109 99H107L110 103H106L108 101L106 100V102H105L104 101L105 99L103 100L104 94L102 95V97H100L102 92H100L101 94L99 93L100 94L99 97H100V99L102 98L103 102H105V103L102 105L97 104L100 101H101V103H103V102H102V100L97 99L98 98L97 96L94 97L96 95V93H98V92L95 93L96 90L94 91L93 89H91V92H94L93 93L94 96H92L93 94H90V95L97 100H94L91 96H89L87 94V98L85 100L86 102L89 101V104H90V102L93 104L96 101V103H94V105H92V104L89 105V104H84V102L82 103V101L79 102L78 100H79L80 96H79V98H77L78 100L76 99L78 102L71 101L70 99H66L70 95L72 96V94H70V92H69V95H68V93H65L62 90V88L60 87V83L65 78L66 75L73 73V69H74V73H75V70L77 71V69H80V68H77V66L75 65L76 60L77 61L79 60L78 61L79 64L80 63L82 64L83 62L87 64V61L89 59L88 64L89 65L91 64V66H92V64H94V62H96V60L99 59V58L97 59L96 57H97V53H99L97 49L100 47V45H101V47L103 45H106L108 47V52H111V51H114L113 49H116V51H117V49L119 48V44H121L123 42L126 44L125 46L127 48L131 47V49H129V50H132L131 52H133V48L135 47L133 45L134 47L132 48L131 45L133 43H136V45H137V44H139V42H141L139 45L142 44L141 45L142 47H144V45L147 47L149 44H151L150 47L149 46L147 47V49L144 47V51L146 50L145 52L143 51L142 47L140 48V51L137 50L138 52H141V49H142L143 52H141L140 55L138 54V52L135 51L136 53L134 55L137 56V54H138L139 59L136 58L134 60L135 61L140 60L142 63V65L140 64V66H143V64L145 66L146 65L148 66L149 61L151 59L152 60H154V59L159 60V58L161 59V57H163L165 55L164 53H163L164 55L161 54V50L163 51L165 48L164 49H161V48L166 47L163 45H166L170 42V41L168 42L166 40H167V35H171V33L167 34V32L165 31V27L168 25V22H170L169 24L171 27L172 23L174 21H176L175 16L177 15L176 13L174 15L173 14L174 12H172L171 14L167 13L168 10H171L169 8L165 12V8H166L165 6H167L166 3L167 4L176 3L177 1L176 0H154V2H156L155 4L157 7V10L158 11L160 10L159 11L160 13H161V11H163V13H161L162 15L159 13L160 14L159 15V14H157L158 13L157 12L156 18L153 16L154 18L151 17L153 19L146 20L143 22V20H145V19H143L145 17V16L143 17V14H144L143 12L146 11L145 7H147L146 6L147 4L146 5L144 4L145 5V7H144V5H141L142 2H140V5L137 4V2H136L135 5H133V6H135V8H134L132 6V3H133L132 0L130 3L131 5L125 3V2H127V0H117V1L124 2V4L119 3L120 6H122V5L124 6L125 4L130 6V7L126 6L127 10L130 8L131 9L134 8L135 11L132 10V12L130 13L131 14V18H130L131 20L134 19L133 21H136V20L141 21L140 22L141 26L138 25L139 24L138 23V24H136L137 25L136 28H134L133 30L129 31V29H128L129 33L127 34V32H126L127 35L123 34L125 32H123L121 34V31L124 29L123 27H122L123 29L120 28L122 23H123V20L121 23L120 20L117 21L114 18L116 15H113L112 9L115 8L116 6L117 7H120V6H118V4L116 6H114V4H116V0L114 1V3H113ZM218 1L220 2L223 0L205 1L206 5H210L209 6L210 10L206 9V8H209L207 6L205 8L207 11L205 10L204 11L205 13L202 11V15L199 17V19L197 21L194 20V23L196 22L195 25H193L194 28L197 29L198 33H200V34L202 32L203 33H202V35L199 34V38H198V39H200L199 42L197 41L198 39L197 40L195 39V41H197L198 43L194 42L195 45L192 46V48L190 50L188 49V51H190V52L186 51L187 53L185 54V58H184L185 62L181 63V64H186V65H183L181 70L178 69L179 72L178 73L176 72L177 76H175V78H174V79H177L176 83L174 81L176 87L174 88V85H173V87L172 86L169 87L168 92H167V93H169V97L165 96V98H163V100H162L163 101V107L164 106H166L168 108H169V106L172 107V109L170 108L172 111V113H170V114H172L171 115L172 117L170 116V114L168 117H167V115H165L167 118L165 116H163V120H165L164 117L167 120H168V118H169V120L171 119L170 124L172 126L174 124V127H173L174 130L173 131H176V132H174L175 135L172 134V135H174L173 137H168V136H164V134H161V131H163L162 129H164L161 126H164L166 124V122L169 121V120L168 121L165 120V123H163L164 121L163 122L160 121L161 123L164 124V125L160 124V127L162 129L158 128L159 130H161L160 131L161 135L160 136L154 135L155 137H153V139L156 138L155 140H158V141L161 140L163 144L160 143V145L162 144V146L164 144H166L167 148L164 147V149H163L162 146L160 148L161 150H163V152L165 150L164 153H167L168 151L171 153V150H166V149H168V147L169 148L172 147V149H173V147L175 145H180V144L188 142L191 139L190 138L191 133L193 135H195L194 133L196 132L195 130L197 127H201V130H202L203 124L204 125L207 124L208 125L207 128H205V126H204V129H208V131H209L210 128H209L208 123H211V124L215 123L216 128L220 125H223V123L219 124V122H220L219 119H220L221 114L219 115V113H217V112L218 111L219 112H226V118L224 116V119H226V120H225V122L224 121L223 122L225 125L227 124V126L229 124L230 127L227 128V130L214 128L213 132L214 131L215 132L213 133L214 136L212 138L215 137L216 140L220 141L221 143L227 142L229 140L231 134H234V138L236 137L237 139H240V138H252V139L243 140L242 143L239 145V147H236L234 149H228L227 148L224 150V149L219 147L220 149L219 148L218 149L220 151L222 150L220 152V155L227 158V163L225 161V163H222V164H224L223 166H221V167L218 166L212 170L215 172L222 170V172H223L224 169L227 171H232V170L237 169L241 172H247L248 170H250L252 168L256 167L259 169V168H262V166H264V14H262V16H259V14H258V16H256L257 14L245 13V11L243 9L244 0H239V4L235 5L236 7L234 6L235 7L234 8L235 14L233 13V16H232V17H234V19L232 21H229V22H234V23H232V24L229 23L231 26L227 25L229 28L227 30L224 29L225 32H223L224 30H222V28H224V27H222V28L218 27L221 23L220 22L221 20L218 19V17H220V16L217 17V15L220 12L217 14L216 12H213V10H211V8H212L211 5L214 4V2L219 3ZM148 2H149V0H148ZM207 2H208V4H207ZM61 3H63L64 5H61ZM143 3H144V1H143ZM248 3H250V2L247 1V5H248ZM188 4H190V3L188 2ZM220 4H222V2H220ZM224 4H225V2H224ZM224 4H223V6L226 5V7H227V3L225 5ZM229 4H228V6H229ZM252 4H253V2H252ZM185 6H186L185 11L186 12L188 11V14H189L193 7L191 5H190L191 8L188 6V8H190V10H189L187 8V5H185ZM248 6H250V4ZM217 7H218V5H217ZM124 8H125V6H124ZM126 8L123 11H125ZM151 8L152 7L149 5V9H151ZM183 8H185V7H183ZM221 8H222V5H221ZM227 8H229V7H227ZM116 9H118V8H116ZM247 9H246V11H247ZM130 10L127 12L129 13ZM194 10H195V8L193 9V11ZM120 11H122V9L119 10V13H121ZM215 11H217V10H215ZM230 11H232V10H230ZM230 11H228V13ZM251 11L253 12L254 10L252 9ZM127 12H125V13H127ZM153 12H154V10H153ZM186 12L185 13L183 12L184 15H187ZM117 13L118 12L116 11V14ZM181 13H182V11H181ZM182 14H180V16ZM150 15H151V13H150ZM173 15H174V18H173ZM215 15H216V17H215ZM219 15L223 16L221 13ZM117 16H120V15L117 14ZM124 16L126 17V15H124ZM125 17L123 19H125ZM129 17H130V15H129ZM147 17H149V15ZM118 18L120 19L121 17H118ZM213 18H216L219 23L217 21L215 23ZM169 19H170V21H169ZM178 19H179V16H178ZM179 20H182V19H179ZM183 20H185V18H183ZM186 20H187V18H186ZM224 20H225V18H224ZM138 21H136V23ZM171 21H173V22L171 23ZM226 22L227 21H225V23ZM235 24L236 25L241 24V26L235 27L236 26ZM221 25H223V24H221ZM116 26L119 27L121 29V31ZM115 27H116V30H114ZM170 27H169V29H170ZM117 29H119V34H121V35H119L117 33L118 36H120V37H118L119 40L118 39L115 40L114 39L115 36H114V38L111 36V38L114 39L113 40L109 37V34H111L109 31L114 30L117 32L118 31ZM194 31H196V30L194 29ZM236 31H238V32H236ZM196 33H194V35ZM195 37H198V36L196 35ZM173 38L174 37H172V39ZM176 38H177V36H176ZM174 40H173V43L175 42ZM146 41H147V45L145 43ZM149 41H150V43L148 44ZM112 45L113 46L116 45L118 48L116 46L114 48V47H112ZM125 46L123 44V47H125ZM123 47L121 49H124ZM151 47H152V49H151ZM171 47H173V46H171ZM68 48L70 51H71V49L73 51L70 52L68 50ZM111 48H112V50H111ZM148 48H150V50H148ZM102 50H100V51H102ZM118 50H120V48ZM151 50H153L152 53H150ZM125 51H127V49ZM125 51H123V53ZM108 52H107V54H108ZM119 52L121 53V50ZM127 52H129V51H127ZM104 53H105V51H104ZM123 53H121L122 55H119V56H123L122 60L124 58L126 59V60H123L122 64L125 61L130 59V57H129L130 54H131V57L133 55V53H130V52H129L130 54L127 53L129 56L126 53H124V54ZM166 53H168V51ZM99 54H98V57H99ZM107 54H104V57ZM116 54H114V55H116ZM160 54L162 56H160ZM2 55L0 54V58ZM109 55L110 54H108V56ZM150 55H152L151 56L152 58L149 57ZM102 57H103V55L100 56V59H99L100 62L98 60L99 66L97 64H95L92 66V68L94 66H96V68L95 67L94 68L99 71L104 67L103 63L107 62L106 61L107 58L105 57V59H104V57L103 58ZM101 58L104 59L105 62L101 63V61H102ZM110 58H109V60H110ZM164 58H166V57H164ZM84 59L87 61L85 62ZM94 59H96V60L94 61ZM116 59H118L117 56H116ZM116 59H115V61L117 62ZM81 60H83V61H81ZM90 60H92V63ZM131 61H133V60H129L130 63H131ZM116 62L113 61L114 64ZM119 62L120 61H118L117 63L119 64ZM129 62H127L128 65L132 64V69H135L136 66L134 65L135 67H133V62L131 64H129ZM153 62L151 63L152 65H154ZM70 63L71 64L73 63V65H75V67L73 66L72 68H69V66H72V65H70ZM165 63H167V62H165ZM122 64H120V65H122ZM115 65H117V64H115ZM115 65H114V67H116V70H117L118 66H115ZM100 66H101V68H98ZM108 66H106V67L108 68ZM110 66L112 67V65H110ZM122 66L126 67L124 65H122ZM166 66L168 67L169 65H166ZM161 67H163V66H161ZM75 68H77V69H75ZM128 68H129V66H128ZM128 68L126 67V69H128ZM153 68L158 69L156 66H154ZM166 68L164 67V69H166ZM29 69H31L30 72L27 71ZM105 69L103 71H105ZM109 69H111V68H109ZM113 69H115V68H113ZM119 69H120V67L118 68L117 72H116V70L114 72L118 73ZM126 69L124 68L123 69L124 71L121 69L120 73L123 72V74H125L127 72L129 74V72H128L129 69L128 70H126ZM84 71L82 69L81 74H83ZM106 71H108V69ZM106 71L105 72L101 71V73L96 72L97 75L95 77H96V79H98V77H99V80H100L99 83H101V81H102V85H103L105 80H106V82L110 81V79H109L110 77L106 76V75H108ZM112 71L113 70L111 69V72ZM156 71H158V70H156ZM164 71H162V74ZM168 72H169V69H168ZM86 73H87V71H86ZM104 73H105V75H104ZM142 73H143V75H141L142 76L141 78H139L138 76L136 77V78L140 79L139 81H142L141 83H143L147 78L145 75L146 73H144V71ZM165 73H167V71ZM75 74L78 75L79 73H75ZM98 74H99V76H98ZM110 74L111 73H109V75ZM131 74H133V73H130V75ZM138 74H139V71H138ZM140 74H141V72H140ZM148 74H149V72H148ZM152 74H155V73L153 72ZM156 74H155V76L157 77ZM103 75L109 80L107 81V79ZM127 75H125V76H127ZM87 76H88V73H87ZM102 76L104 78H102ZM143 76L145 77V80H143L144 79ZM93 77H94V74H93ZM100 77H101V79H100ZM136 78L134 77L131 79V77H129V75H128L126 82L128 81L127 83H129V81L136 79ZM114 79H115V77H114ZM157 79H158V77L156 78V80ZM92 80L93 79H91L90 82ZM94 80L92 83H90L88 81V83L92 84V85L89 86V84H88L86 87L88 88V86L91 87V86H93V84L95 85L96 83H94V82L95 81L97 82L98 80H95V81ZM159 80L161 81V80H163V78L160 79V77H159ZM76 81H75V83H76ZM116 81H118V78ZM137 81H134V82H137ZM148 81H149V79H148ZM81 82L82 81L80 80L79 83H81ZM86 82H85V84H86ZM110 82H111V84L116 83V82L115 83L113 82L112 77H111ZM34 83L37 85L41 84L40 85L41 87H39V89H37L38 87L34 88ZM99 83H97V84H99ZM121 83H123V82H121ZM121 83H119V84H121ZM145 83H146V81L143 84L145 85ZM162 83H163V81H162ZM162 83L160 82L157 84H159V85L165 84V83L164 84H162ZM45 84L48 85L47 87H49V86L52 87V84H53V87L59 86L61 88V90H60V88L58 87L59 92L60 91L64 92V93H62V95L64 97H62L61 92L59 94V96L61 95V97L63 99L60 98L59 96L58 97L61 100L58 97H56L58 95L56 93L58 91L57 88H55L56 91L52 88L55 91L54 92L52 90L54 93L52 91H50L51 93L48 92L50 96L52 95L51 97H53V95L57 94L53 98L54 100L51 99V97L49 95H46L48 89L51 90V88L50 87L46 88ZM55 84H57V85H55ZM104 84H106V83H104ZM109 84L110 83L108 82L107 85L110 86ZM119 84H118V82L115 84L117 86V89H118V86H121ZM102 85L100 84V86H102ZM115 85H114V88H112L110 86L112 88L111 90L108 89L110 91H108V90L105 91L108 93L107 95H110L109 93L110 92L112 93V90L116 89ZM124 85H126L125 87H128V89H129V88H131L132 82H131L130 86H129V84L128 85L125 84V82H124ZM133 85H136V83H133ZM138 85L139 84L137 83V86ZM149 85H150V82H149ZM42 86H44V87H42ZM165 86H166V84H165ZM75 87H76V85H75ZM93 87H95V86H93ZM134 87H136V86H134ZM154 87H155V85L153 86V88ZM43 88H46V89L43 90ZM150 88H151V86H150ZM40 89H42L44 92L45 91L46 92L44 93L42 91L43 92L42 93L40 91ZM82 89H83V87H82ZM94 89H96V88H94ZM97 89H99V88H97ZM117 89L113 90V92L115 91V93H116ZM128 89H127L128 92L130 90H133V89H129V90ZM135 89H137V88H135ZM172 89H174V90L176 89V90L174 91ZM77 90H78V88H77ZM83 90H85V89H83ZM88 90H89V88H88ZM156 90L157 89H155V91ZM125 91H126V88H125ZM155 91H154V93H155ZM74 92L75 91H73V94H74ZM80 92H83V91H80ZM119 92L124 93V89H121ZM128 92H125L124 94H126V96H130L128 94H131V92L130 93H128ZM149 92H151V91L149 90ZM164 92H165V90H164ZM173 92H176L177 96H176V93H173ZM85 93H87V92H85ZM122 93H121V95H122ZM139 93H142V92H139ZM82 94H84V93L80 94L81 97H83ZM112 94H111V97L114 95V94L113 95ZM75 95L77 96L76 93L74 94V96ZM85 95H84V98H85ZM107 95H105V98L108 97ZM118 95L119 94H117V96L115 95L116 96L115 98H117ZM146 95H148V94H146ZM88 96L90 99L92 98L91 99L92 101L90 99L87 101ZM126 96L124 95V97H126ZM132 96L133 95L131 94V96H130L131 99H132ZM134 96H136V95H134ZM137 96L139 97L138 93H137ZM141 97H140V99H141ZM161 97H162V94H161ZM57 98L59 99V101H57L58 100ZM126 98H128V97H126ZM133 98H135V97H133ZM167 98H168V100H166ZM55 99H57L56 100L57 102L55 101ZM121 99L123 100V97ZM121 99L120 100L118 99V100L121 102L122 101ZM98 100H100V101L98 102ZM149 100H151V99H149ZM215 100L217 103L215 102ZM219 100L222 102L223 101H225V102L222 103V102H219ZM54 101L56 103H53ZM162 101H161V104H162ZM124 102H122L123 105L125 104ZM138 102H141V101L138 100ZM218 102L220 103L219 105L223 104L224 106H222V105L217 106ZM122 103H120V104H122ZM145 103L148 105H151V107L149 109L146 108L148 105H146V107H145ZM170 104H172V105H170ZM51 105H54V107L56 108L55 112L52 111V109H55V108ZM109 105H111V106H109ZM117 106H119V105H117ZM121 106L122 105H120L119 108H123ZM203 106H206L207 110L210 109V111H209L210 115L207 112V110L205 109L206 107H203ZM208 106H210V108ZM143 107H145L146 109H143ZM163 107H161V109H163ZM186 107H188V109L191 107V110H189L190 114L195 110H197V112H198V110L200 108H203V110L201 109L202 114H205L207 112L209 116H207L208 118L207 117L204 118V116H206V115L202 116V114H200L201 112L198 113L199 115L196 114V112H194L197 115V117L195 116V118L191 119L190 114H189V117L188 116H186V117L190 118L192 121L195 119L196 120L193 122L191 120L189 121L188 119L186 120L185 115L188 112V111L185 112ZM235 107H236V110H237V107L238 108L242 107V109L244 110L243 114H245V115L240 116L241 114H239V116H240L239 118L235 117L236 115L232 112L233 111L232 109L235 110ZM142 109L145 111V113H143L144 111ZM147 109H148L149 113H146ZM170 109H168V110L170 111ZM204 109L206 112H204ZM211 109L212 110L214 109L213 113H211ZM169 111H168V113H169ZM135 112H137V111H135ZM165 112H167V111H165ZM191 116H192V114H191ZM184 117H185V120H184ZM193 117H194V115H193ZM139 118H137V120H139ZM217 118L219 121L217 120ZM47 120L51 121L50 122L51 126L49 127L50 129L47 127L48 128L47 132L48 133L51 132L50 131L51 129H54V130L57 129V130L52 131V132L57 133V131H58L59 134H62V135H58V133H57L60 140L58 139L59 141L57 142V145H56L57 147L55 146L56 149H54L53 152L51 151V149L54 147V144H56L55 141H50L51 140L50 139L49 140L50 142H48L49 145H51L53 143L54 144L50 146L51 148L48 147L47 149L45 148V145L48 146V144H43V143H45V141L47 142V140H45L44 142H41L44 145V147L42 148V146H43L42 144H41L42 146L41 145L40 146L42 149H45V150L41 153L42 154L41 156H38V154L36 153V151H37L36 149L39 148V152H41L42 149L40 148V146H38V148L36 147V149H35L36 151H34V149H32V146H31V148H29V147H30V145H33L34 140H32V139H35V138L38 139V138L42 137V135H43L42 130L44 127L47 126V124H46V126H44L45 122L47 123ZM216 120H217V122H216ZM188 122H190L191 124ZM43 123H44V125H43ZM150 123H149V126H147V127L143 126L141 129H138V132L136 131L137 134L139 133L138 134L139 136L145 135L146 138L149 137L150 133H147V132L149 131V129H150L149 132H151V130H152ZM192 123L195 124V126H194L195 130L193 129L195 132L193 130H191V133L189 132L188 134H186L185 133L186 128H188L191 125H192L191 128H193ZM5 124L10 125V127H6ZM52 124H53V128H52ZM136 124H137V126H136ZM170 124L168 127H172V126H170ZM55 125H56V127H55ZM166 126H165V129H166ZM144 127H146V128H144ZM210 127H213V125ZM220 127H222V126H220ZM131 128H133V129H131ZM135 128H137V129L134 130ZM147 128H148V130H147V132H145ZM249 128L252 131L251 134L246 132V131H248ZM198 129H200V128H198ZM139 130H141V132H139ZM142 130H144L143 134H142ZM201 130H200V133H201ZM154 131H156V130L153 129L152 132H154ZM186 131H188V130H186ZM203 132H204V130H203ZM203 132L201 133V135L198 134L199 132H197V134L195 135V137L197 138L196 143H197L198 137L200 138L201 136H204V135H202V134H204ZM155 133L157 135V132H155ZM205 133H206V131H205ZM228 133H229V137H228V135H226ZM47 134L45 135L46 139L49 136V135L47 136ZM147 134H148V136H147ZM25 135H27V136L29 135L30 138H32L31 139L32 143L29 142L30 138H28L27 136H26V139H28L29 141L24 139L25 137H23V136H25ZM60 136H62V137H60ZM208 136L209 135L204 136V138L208 137ZM22 138L24 139L23 140L24 143H25V141H26V143L28 141V143L30 145L24 146ZM206 139H208V138H206ZM257 139H260L261 142L258 143L257 141H255ZM43 140L44 139H41V141H43ZM65 140H63V141H65ZM199 140L204 141L203 137H202V139L200 138ZM199 140H198V142H200ZM36 141H37L36 143L39 145L40 141H38V140H36ZM63 141L61 140L59 142V143H61L60 145L63 144L62 143ZM193 141H195V140H193ZM68 142H65V143H68V147H64L66 155L62 156L63 158L65 156H66L65 158H67V151H68V154L70 152L73 154V152L77 151L76 150L77 148H79V149H85L86 148L87 149L92 144L91 140L85 141V142L84 141L80 142V141H76L73 139H68ZM201 143H203V142L201 141ZM190 144H191V142H190ZM198 144H200V143H198ZM34 145H35V141H34ZM65 145L66 144H64V146ZM198 146L201 149L200 145H198ZM203 146H205L204 143H203ZM25 147L32 150L33 152L30 150L29 151L26 150L27 148L25 149ZM60 147L61 146H59V151L61 149ZM215 147H214V150L215 149L217 150V147L216 148ZM64 148L62 147V149H64ZM179 148H181V147H179ZM160 149L158 150V152L159 151L162 152ZM198 151H200V150H198ZM163 152H162V154H163ZM215 152H213V153H215ZM54 153L56 154V155H54L55 157L58 156V154L60 155V152H58V153L54 152ZM71 153L69 154V156L74 155V157H76V158H77V154H80V152L74 153L73 155ZM181 153H183V152H181ZM39 155H40V153H39ZM46 155L47 154L45 153L43 156L45 157L44 159L48 158L47 161H49V160L51 161L54 157L52 155V159H49L50 156L48 155L46 157ZM163 155L166 156V154H163ZM69 156L67 159H70V158L71 159L70 160L66 159V160L68 161V164H70L73 167V165H76V164H73V162L72 163H70V162L73 160L74 157L72 158ZM55 157H54V159H55ZM99 157H100V155H99ZM168 157H169V155H168ZM65 158H64V160H65ZM98 159L99 158L97 157V160ZM100 159H102V157ZM178 159H180L179 156H178ZM64 160H63V163L65 165L66 160L65 161ZM97 160H95V161H97ZM102 160H100V161H102ZM177 160H175V161H177ZM222 161H224V159ZM60 162H62V161H59L55 164L58 165V163L60 164ZM41 165H43V164H41ZM44 165H45V163H44ZM51 165H52V168L50 165H49V168L53 169V164H51ZM258 166H260V167H258ZM38 167H39V170H36V169H38ZM54 167H55V169H57V168L60 169V167H62V165H60L59 167H56V165H54ZM66 167L68 168L69 166L66 165ZM80 167L81 166H79V168ZM67 168H66V170L69 169V168L68 169ZM77 168H78V166H77ZM83 169H85V168L82 167V170ZM31 170L34 172H31ZM82 170H80V172ZM93 170H94L93 167L92 168L86 167V169L83 171L87 175V174L92 173ZM208 170H209V167L206 166L203 168L202 173L207 174ZM62 171L64 172L65 170L62 169ZM62 171L60 170V174H63ZM54 172H55V170H54ZM54 172H52L51 174H53ZM56 172H57V170H56ZM56 172H55V174H53V177H55ZM67 172L68 171H66V173ZM32 173L33 174L35 173V176H37V177H35L34 175L32 176L31 175ZM66 173L64 172V174H66ZM28 174H30L31 176H29ZM58 174L59 173L57 172V175ZM57 175H56V177H59ZM50 176H52V175H50ZM30 177L36 178L37 181L35 182L36 179L31 180ZM56 177H55V179H58V180H60V177H63V179L67 180L66 177L64 178L63 175H61L59 178H56ZM27 178H28V180H31L33 184L28 183V181H26ZM48 178L50 180V177H48ZM63 179H61V181ZM49 180L47 182H49ZM53 180H54V178L51 181L53 182ZM61 181H60V183H62ZM45 184H47V183H45ZM226 185H230V184H228V182L224 181L222 183H215L214 187H218L223 191V190L227 189ZM43 187H45V186H43ZM43 187H42V189H43ZM49 187H50V184L48 185V188ZM50 189H47V190L49 191ZM43 190H41V192H43ZM53 190H56V187H54L52 189V191ZM29 192H30V194H29ZM41 192H40V188H39V193H41ZM50 192H51V190H50ZM35 193H36V195H35ZM44 193L47 194L49 197H50V195H52V194L49 195L47 191ZM27 194H28V196H27ZM45 194H43V195H45ZM27 197L29 198V200H27ZM42 197H44V196H42ZM51 197L55 198L56 196L54 195ZM44 198L40 197L38 200L37 199H35V200L38 201L37 203H39V202L43 203V201H46ZM59 198L57 197V199H59ZM48 199L46 202H48ZM39 200H42V201H39ZM28 201L33 204V207L35 209L34 210L30 209L31 213L33 212L34 215L31 216V214H29V216L27 217L26 216L28 213L27 211H29V208H32V205ZM51 201L52 200H50V202ZM55 201H56V198H55L54 202ZM29 204H30V206H29ZM43 204H45V203H43ZM49 204H51V203H49ZM26 206L29 208H27ZM40 207L43 209L45 206L42 207V205H41ZM96 207H97V209H99L98 208L99 206H96ZM184 207H187V206L184 205L183 208ZM49 208L50 207H48V209ZM53 208L54 207H52V210H53ZM102 208H104V207H102ZM102 208H100L99 210L101 211ZM55 209H57V208H55ZM186 209H188V208H186ZM45 210H47V208H45ZM35 211L37 213L41 212V211L39 212V207H38V210H35ZM42 211L43 212H41V213H45L44 210H42ZM48 212H50V211H48ZM41 213L39 214V216H37L38 219H36L37 220L36 222H38V220L41 216L43 217L44 214H41ZM47 214L50 215L49 213H47ZM40 221H42V220L40 219ZM36 222H35V224H36ZM42 223H43V221H42ZM10 225L8 224V227ZM37 225H38V223L36 224V226ZM36 226H34V228ZM42 226H44V223ZM42 226H39L38 228H40V227L42 228ZM8 227L6 226V228H8ZM10 227L12 228V226H10ZM10 227L8 228V230L5 228L7 230L5 233H7L8 237H10L9 236L10 232L12 233V235H14L13 230H14V233L17 234L16 236L20 237V239L24 235H26V234H24V235L22 234L23 233L22 229H18V231L16 230V232H15V229L12 228V230L9 231V229H11ZM38 228L34 229V232H38L39 231ZM41 228H40V230L44 229V228H42V229ZM5 229L0 228V239H2V238L4 239V237L6 236V234H4V236H3V232ZM44 230H46V229H44ZM139 231L140 230H138V231L135 230V233L132 236L125 237L124 239L119 241L118 244L115 245V250L112 253L108 254L107 260L110 261L112 259H115L116 257H120L119 264H130L136 258H139V254L144 252V249H143L144 245L137 247L138 241L140 240L139 238L142 236ZM246 231H247V229H246ZM43 233L45 234V232H43ZM18 234H19V236H18ZM48 234H50V232ZM12 235H11V237H12ZM7 236L5 237L6 239H8L6 241H8V242L10 241L9 243H11V238L9 240V238H7ZM27 236H30V235L27 234ZM27 236H24V239H25V237H26V240H27V238H30ZM258 236H260V233ZM24 239H21V240L24 241ZM33 239H35V238H33ZM52 239H54L53 241L56 240L53 237H52ZM26 240H25V243L28 241L29 242L32 241L31 238H30V240L29 239L27 241ZM206 240L207 241L209 240V245L206 244V246H209L211 248V246H210L211 240L208 238H206ZM33 241H35V240H33ZM37 242H38V240H37ZM37 242L36 241H35V243L30 242L31 244H35V246H33V248L35 247L33 250V253L31 252L32 247H30V245L27 243L28 246L31 248V250L28 252L31 253L32 256H34L36 258H40L41 252L43 251V250H41V252H40V249H44L43 247L47 246V244L48 245H50V244H49V241H46V245H45V242L42 241V242H44V244L42 246V242H40V241L38 243ZM56 242H57V240H56ZM56 242H54L55 243L54 244L50 241V243H52L51 245H56ZM141 242H139V245H141ZM185 242H186V240L184 241V243ZM23 243L24 242H22V244ZM163 243H164L163 244L164 247H161V249L166 251L164 253H167L168 251L170 252V250L182 251V249L176 247V245L171 244L170 242L166 241L165 239H164ZM27 244H24L25 247H27ZM58 244L56 246H58ZM36 245H38V246L36 247ZM50 247L51 246H49V248ZM209 247H206L207 250L206 249H197V251H191L190 250L189 251L190 255L188 256L189 257L188 260L190 261V264H196V261H197L196 258H197V256H200V255L205 258V262H206L205 264H214V261L212 260V252L214 253V249L212 247V250L210 252V251H208L210 249ZM80 249L83 250L82 247ZM25 250H26V248H25ZM160 254L163 255V252L161 251ZM22 255H23V253H22ZM29 255L27 254V256H28L27 258H25V257L22 258L25 261L24 264H26V262L29 261L28 260V259H30ZM26 259H27V261H26ZM107 260L104 258V260H103L104 262H102V264H105V263L109 264V262ZM161 260H163V258H161ZM11 263L15 264L14 261H12ZM40 264H42V263H40ZM111 264H114V263H111ZM139 264H140V262H139Z\"/></svg>",
  "mask_w": 264,
  "mask_h": 264
}]
</instances>
